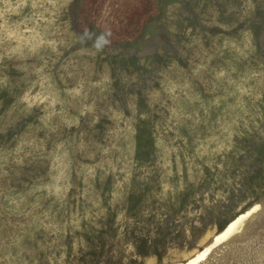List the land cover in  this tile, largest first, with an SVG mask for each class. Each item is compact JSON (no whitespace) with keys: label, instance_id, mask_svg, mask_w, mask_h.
I'll list each match as a JSON object with an SVG mask.
<instances>
[{"label":"rangeland","instance_id":"1","mask_svg":"<svg viewBox=\"0 0 264 264\" xmlns=\"http://www.w3.org/2000/svg\"><path fill=\"white\" fill-rule=\"evenodd\" d=\"M264 264V0H0V264Z\"/></svg>","mask_w":264,"mask_h":264},{"label":"bare ground","instance_id":"2","mask_svg":"<svg viewBox=\"0 0 264 264\" xmlns=\"http://www.w3.org/2000/svg\"><path fill=\"white\" fill-rule=\"evenodd\" d=\"M255 209H257V206L253 207L252 211H249L243 215L238 216L235 220H233L231 223H229L226 228L219 233L214 240L212 241V243L210 245H208V247H206L205 249H203L201 252H199L198 254H196L193 258L188 259L186 262L184 263H177V264H197L200 260H202L206 254L208 253V251L216 244L220 243L222 240H224L229 234H231L232 232H234V230L238 227V224L243 220V218H245L246 216H248L251 212H253ZM231 236V235H230Z\"/></svg>","mask_w":264,"mask_h":264},{"label":"water","instance_id":"3","mask_svg":"<svg viewBox=\"0 0 264 264\" xmlns=\"http://www.w3.org/2000/svg\"><path fill=\"white\" fill-rule=\"evenodd\" d=\"M256 210H257V209H256ZM256 210H254V211H256ZM254 211H253V212H254ZM253 212H251V213H253ZM251 213H250V214H251ZM250 214H249V215H250ZM249 215H248V216H249ZM248 216H246V217H248ZM246 217L243 218V220L238 224V227L234 230V232L237 231V230H239V229L241 228V226H242V224L244 223ZM234 232H232V233H234ZM232 233H231V234H232ZM231 234H229L226 238H228ZM226 238H225V239H226ZM225 239H224V240H225ZM216 245H217V244H216ZM216 245H214V246H216ZM214 246H213V247H214Z\"/></svg>","mask_w":264,"mask_h":264}]
</instances>
